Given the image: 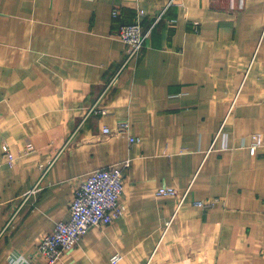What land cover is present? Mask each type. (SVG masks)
<instances>
[{"label":"crops","instance_id":"obj_1","mask_svg":"<svg viewBox=\"0 0 264 264\" xmlns=\"http://www.w3.org/2000/svg\"><path fill=\"white\" fill-rule=\"evenodd\" d=\"M139 8L144 27L161 17L120 67L116 29ZM122 119L138 140L101 132ZM2 141L0 264H42L73 185L125 158L124 211L53 264H264V0H0Z\"/></svg>","mask_w":264,"mask_h":264},{"label":"built area","instance_id":"obj_2","mask_svg":"<svg viewBox=\"0 0 264 264\" xmlns=\"http://www.w3.org/2000/svg\"><path fill=\"white\" fill-rule=\"evenodd\" d=\"M241 3V0H238ZM141 9L135 10V18L131 22H121L118 24L116 34L124 44V55L120 60L119 66L123 67L125 63L138 56L141 47L149 37V31L155 22L161 17L158 14L151 23L143 26L139 15ZM112 17L117 16V9L114 7L110 11ZM172 20V19H170ZM101 111V110H100ZM128 122L125 119L117 121L113 128L102 126L101 132L105 134L125 133L128 142L138 140L136 136L127 134ZM219 128L215 132L214 138L219 133ZM220 146L225 144V134L220 132ZM261 145V137L258 132H251L246 148L249 153ZM32 149L29 141L24 142L21 152L26 153ZM1 157L7 164L11 165L14 160L13 153L9 149L8 143L2 141L0 144ZM128 164V158L123 159L118 164H108L89 170L85 177L73 185L72 193L68 202V217L65 220H56L53 228L42 235L37 240L33 253L42 255V264H53L61 255L60 253L74 245L89 225H103L112 218L119 216L124 211L125 204L122 202V167ZM45 167L40 168L43 173ZM38 181L26 188L24 194H34L38 189ZM155 194L169 195L175 193V188L171 185L158 186L154 189ZM183 195L178 197V201ZM198 206H210L214 203V198L194 200ZM120 258V254L114 252L109 256V263L114 264ZM10 264H34L29 256L15 255L10 256Z\"/></svg>","mask_w":264,"mask_h":264}]
</instances>
